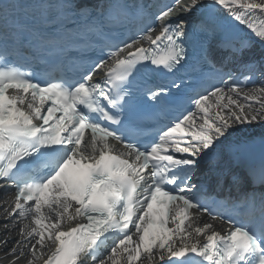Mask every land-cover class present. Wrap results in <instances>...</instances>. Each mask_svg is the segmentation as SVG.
<instances>
[{
    "label": "snow or ice",
    "instance_id": "6c2138e0",
    "mask_svg": "<svg viewBox=\"0 0 264 264\" xmlns=\"http://www.w3.org/2000/svg\"><path fill=\"white\" fill-rule=\"evenodd\" d=\"M211 5L226 10L264 43V0H211ZM18 7L14 0L0 3L5 29L29 27L16 18ZM121 7L126 17H154L158 34L153 35L157 28L149 24L130 42L105 44L97 50L99 59H90L75 76L41 82L38 73L25 71L26 66L9 58L7 44L0 51V181L16 189L9 215L32 220L20 230L24 240L13 243L30 245V264L43 259L46 241L54 250L43 264H137L142 253L152 259L154 249L168 264H264V195L258 201L207 195L223 188L228 178L240 180L224 170L193 183L221 144L264 123V88L241 93L236 86L213 85L190 97L195 111L185 110L166 129L149 134L150 121L161 107L179 100L170 97L168 88L148 87L144 95L154 103L144 108L134 87L136 78L142 72L175 74L187 65L189 33L184 21L170 22L171 16L178 8L187 14L205 4L172 0L156 13L147 5ZM59 16L34 20L31 30L41 38L46 31L57 32L62 27ZM195 30L207 35L215 33V26L202 18ZM218 46L228 53L225 60H243L249 43L225 37ZM241 68L250 80L264 68V53L259 63L248 60ZM97 70L104 78L93 82ZM183 83L174 81L172 87L180 89ZM233 94L258 106L241 103ZM86 133L90 140L85 145ZM110 138L128 151L115 153ZM259 172L264 184V161ZM73 205L74 214L69 211ZM192 209L213 221L226 220V235L213 230L212 223L195 226ZM66 221L75 226L63 230ZM200 236H206L205 243ZM17 251L11 249L13 255Z\"/></svg>",
    "mask_w": 264,
    "mask_h": 264
},
{
    "label": "bare ground",
    "instance_id": "6f19581e",
    "mask_svg": "<svg viewBox=\"0 0 264 264\" xmlns=\"http://www.w3.org/2000/svg\"><path fill=\"white\" fill-rule=\"evenodd\" d=\"M188 2H189V0H185L183 4H187ZM203 2L206 6L209 3H211V0H203ZM261 134H264V123L257 122L252 127H250L245 134H237V135H234L230 138L243 140V139H249L251 137H254L255 135H261ZM198 239H200V238L198 237ZM5 245H6V243L4 244V246ZM1 260L2 259H0V261ZM158 260H159L158 255L155 254L152 259L148 258V259L144 260L143 264H154Z\"/></svg>",
    "mask_w": 264,
    "mask_h": 264
}]
</instances>
